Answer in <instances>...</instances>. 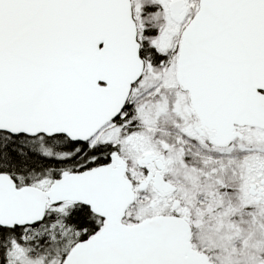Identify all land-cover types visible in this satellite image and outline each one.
Returning a JSON list of instances; mask_svg holds the SVG:
<instances>
[{"label":"snow or ice","instance_id":"obj_1","mask_svg":"<svg viewBox=\"0 0 264 264\" xmlns=\"http://www.w3.org/2000/svg\"><path fill=\"white\" fill-rule=\"evenodd\" d=\"M0 264H264V0H0Z\"/></svg>","mask_w":264,"mask_h":264}]
</instances>
